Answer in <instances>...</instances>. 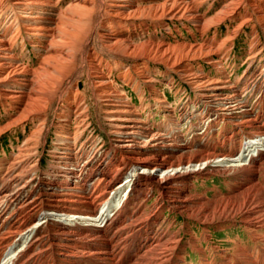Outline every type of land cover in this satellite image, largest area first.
Instances as JSON below:
<instances>
[{
	"label": "bare ground",
	"instance_id": "bare-ground-1",
	"mask_svg": "<svg viewBox=\"0 0 264 264\" xmlns=\"http://www.w3.org/2000/svg\"><path fill=\"white\" fill-rule=\"evenodd\" d=\"M200 4L0 0V110L14 112L0 136L30 125L15 151L0 157V264H184L188 251L197 264H264V43L250 38L236 80L225 70L240 29L253 22L264 30V0H226L219 22L237 24L218 42L212 35L134 44L95 28L84 35L94 13L98 26L116 24L114 33L164 17L191 20L203 32L211 23L196 14ZM95 38L100 57L90 53ZM28 45L38 55L34 68L16 53ZM129 57L139 63L121 61ZM146 60L172 67L193 90L178 115L157 94ZM116 77L137 93V105ZM155 109L158 124L150 123ZM212 176L226 191L198 192L197 182ZM179 215L185 221L176 228ZM238 228L245 239L226 240L229 248L210 241L212 230Z\"/></svg>",
	"mask_w": 264,
	"mask_h": 264
},
{
	"label": "rangeland",
	"instance_id": "rangeland-1",
	"mask_svg": "<svg viewBox=\"0 0 264 264\" xmlns=\"http://www.w3.org/2000/svg\"><path fill=\"white\" fill-rule=\"evenodd\" d=\"M137 1H138L140 6H147V5H151V3L152 4L158 3L160 0H136V2ZM184 1H186V0H184ZM187 1H191V0H187ZM199 2H201L202 4H200V6L197 8L196 14L199 15L198 17L202 20V22H204V20L205 21L208 20V21H210L209 23H211V24H209L208 30L203 31V32H201L202 30H200V28H197V26L195 24H193V22L191 20L184 19V20H177L176 21V20L164 17L158 23L156 21L147 20V19H146V21L145 20H142V21L133 20L131 23V25H132L131 27L124 28V29L122 28V29H120L119 32L114 33L115 32L114 29H116V24H110V23L107 24L106 23V25H105L106 29H105V27L98 26L97 25L98 15H97V13H94L96 16L93 14V16L91 17V19H90L91 23H89L87 28L85 29L84 35L87 36V34L90 33L91 31H93V29L95 28L98 31L99 30L100 31H110V33L115 34V37L124 38L127 41L134 43V44H141L143 42H152L153 41V43L154 42L155 43L159 42V43H164V44L168 43L169 45H175L176 43H197V42H201L207 38L212 37V35L216 37V42L225 38L227 33L231 32L233 30V28L235 27V25L237 24L236 21H229L228 20L229 18L219 22V20L222 18V16H220L221 14L219 13L220 11H218V9L221 10L223 8V3L225 5L226 0H224V1L223 0H203V1L199 0ZM209 3H210V5H209ZM207 7H209V9ZM96 17H97V19H96ZM209 17H211V18H209ZM214 20H216L218 22L216 23V22H214ZM252 23L253 22H251L249 24H245L243 26V28L240 29L239 33L234 37L233 52L228 57L229 59H226L227 63H225V70H226V73L228 75H230L232 81L236 80V77L240 76L245 69V66L239 67L237 65H239L243 61L244 57L247 55V52L249 50V41L251 39H253V37L256 36V38L260 39L261 43H264V30L259 25L255 24V23L252 24ZM101 25H104V24H101ZM110 26H112V27H110ZM188 28H190V29H188ZM95 29H94V31H96ZM194 37H195V39H194ZM97 38L100 39L99 37H97ZM97 38H95L93 41H91V45H92V43H93V45L90 47V53L93 54V56L100 57L101 53L98 51H99V47H101V45H100L101 41L100 40L98 41ZM24 49H25L24 50L25 52L21 53L20 52L21 50L19 48H16V53L18 52V54L22 55V61L24 60L23 62L27 66L34 68L38 62V55L36 54L34 49H32V47L29 45L26 46ZM139 54L140 53H138L137 55H139ZM103 56H104V58H106V60L108 58V61H110L109 63H111L112 65H113V63H115V61L112 60L113 57H108L106 55H103ZM153 58H155V57H153ZM121 61L125 64L139 63V61L134 62L133 58H131V57L123 58ZM159 61L160 60H158V61L157 60H154V61L153 60H146V64L150 70V73H152V77L156 81L155 82L156 83L155 89L157 91V94L162 96V97H165L166 101L170 102L174 106V108L176 109L175 113L178 115L180 113V108L182 107L183 104H185L188 97L194 98V92H193V90H191V87H189L185 82H183L180 79L179 75L174 71V69L172 67L167 68L163 63H161ZM262 63L264 66V51H263ZM195 66H198L200 69H202V71L209 73V74H212L215 71L213 69V66H211V65L209 66L208 64H205V62H200L198 64H195ZM116 79H118V78L116 77ZM166 80L172 81L173 85L169 84ZM117 85H118L119 91L122 92V90H123V92H125L129 97L132 98L134 104L137 105L139 103L137 93H135L133 91V89L130 85H125L121 81V79H118ZM146 94H147L146 96L150 95V91L148 89L146 90ZM160 111L161 110H159V109H155L152 112L153 114H152V119H151L150 123H157V124L160 123L161 118H162V115H161L162 112H160ZM8 113H5L3 110H0V124H1L0 126L4 125L8 120H10L11 115L14 112L11 111L10 112L11 114L10 113L8 114ZM92 122L95 123V129H94L95 133L97 135L101 136V138L104 140V142H106V144L108 145L109 144L108 136H107L106 132L104 130H102L101 127L99 126V124L96 122V118H95L93 111H92ZM181 124H182L181 133L183 134V136L188 137L189 134L187 132L185 121H183ZM29 127H30V125L27 126L28 130H29ZM27 129L25 131H23L19 128L15 129V130L13 129V130L5 132L4 134H2L0 136V157L8 155L10 153H13L15 151L17 146H19L21 144V141L27 136V133H28ZM53 139H54V132H53V130H51V133H49L45 147L43 149L44 150L43 166H45L46 162L49 160V153L48 152H49V147H50ZM215 187H218V189L221 192L226 191V189H225L226 187L224 186L222 177L212 176L206 182L205 185L201 184V180L197 182V191L198 192H202L205 188H209V189L211 188L210 190L207 191V195L209 197L215 193V189L214 190L212 189ZM164 214L167 217L175 216V214L171 213L170 211H165ZM184 221L185 220L183 217H181L180 215L177 216L175 227L176 228L179 227ZM193 232L198 237H200L199 236L200 230L198 228H194ZM226 232L224 230H214V231L212 230V236L210 238V241L212 243H214L215 245L221 246L220 248H229L230 244L227 243L226 240H228V239L235 240V239H239V238H240L239 240L245 239V235H244L243 231H241L240 228L233 229L231 232H227L228 234ZM197 260H198V255L191 252V251H188L187 252V260H186V263H184V264H189V263L197 264Z\"/></svg>",
	"mask_w": 264,
	"mask_h": 264
}]
</instances>
